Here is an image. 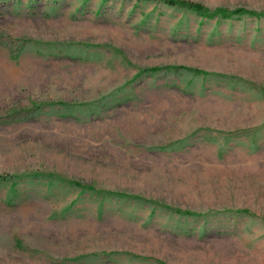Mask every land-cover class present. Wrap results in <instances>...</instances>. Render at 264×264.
<instances>
[{"label":"rangeland","instance_id":"1","mask_svg":"<svg viewBox=\"0 0 264 264\" xmlns=\"http://www.w3.org/2000/svg\"><path fill=\"white\" fill-rule=\"evenodd\" d=\"M179 1L0 0V264H264V0Z\"/></svg>","mask_w":264,"mask_h":264},{"label":"trees","instance_id":"2","mask_svg":"<svg viewBox=\"0 0 264 264\" xmlns=\"http://www.w3.org/2000/svg\"><path fill=\"white\" fill-rule=\"evenodd\" d=\"M164 1L167 4H170V5H180V6H183V7H187V8L193 9V10L197 11L198 13L204 15L203 14L204 7L201 4H199V3L185 2V1H179V0H164ZM215 12L220 13L221 15H223L225 17H229L232 14H237V13L244 12V10L236 9V10L228 12V11L220 9V10H217ZM207 15H212V14L210 13V14H207ZM4 177H5L4 175H0V181L3 180Z\"/></svg>","mask_w":264,"mask_h":264}]
</instances>
